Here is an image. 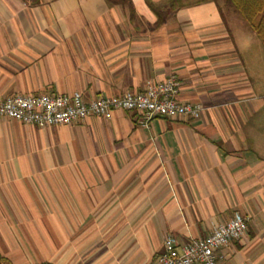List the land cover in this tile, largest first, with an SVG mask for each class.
<instances>
[{
    "label": "crops",
    "instance_id": "0c3cea01",
    "mask_svg": "<svg viewBox=\"0 0 264 264\" xmlns=\"http://www.w3.org/2000/svg\"><path fill=\"white\" fill-rule=\"evenodd\" d=\"M129 2L132 14L106 0H0L1 98L87 102L173 77L178 101L203 108L148 127L125 111L42 128L0 117V256L156 264L166 236L204 239L240 214L246 232L220 264H264L263 47L222 1L157 29L147 2L165 0Z\"/></svg>",
    "mask_w": 264,
    "mask_h": 264
},
{
    "label": "built area",
    "instance_id": "2783aa9c",
    "mask_svg": "<svg viewBox=\"0 0 264 264\" xmlns=\"http://www.w3.org/2000/svg\"><path fill=\"white\" fill-rule=\"evenodd\" d=\"M179 82L173 77L162 82H147L142 92L84 101L78 92L70 95H11L0 97V117L35 127H53L82 123L88 117L108 120L114 111L135 113L137 123L148 127L154 118L198 119L201 105L180 103ZM247 218L235 214L226 223L217 224L204 239L180 245L172 236L163 240V252L156 264H220L219 251L240 239L247 229Z\"/></svg>",
    "mask_w": 264,
    "mask_h": 264
},
{
    "label": "trees",
    "instance_id": "16d2710c",
    "mask_svg": "<svg viewBox=\"0 0 264 264\" xmlns=\"http://www.w3.org/2000/svg\"><path fill=\"white\" fill-rule=\"evenodd\" d=\"M30 5H36L40 0H21ZM109 4L127 6L130 14L132 7L129 0H106ZM222 1L226 7L238 15L256 37L264 49V0H165L164 5L157 6L147 2V6L155 17L153 28L157 29L165 23L167 17L182 8L192 7L207 2ZM0 264H11L9 260L0 256ZM50 264V263H40Z\"/></svg>",
    "mask_w": 264,
    "mask_h": 264
},
{
    "label": "rangeland",
    "instance_id": "374dc122",
    "mask_svg": "<svg viewBox=\"0 0 264 264\" xmlns=\"http://www.w3.org/2000/svg\"><path fill=\"white\" fill-rule=\"evenodd\" d=\"M227 11V10H226ZM224 12V11H223ZM224 19L226 20V22H227V24L229 25L230 24V22L231 23H233L234 21H232V19H230V21L228 20V16L225 14V12H224ZM232 16H233V20H235V21H237V25H235V26H237V27H239V25H245L244 24V22L241 20V18L238 16V15H236V14H232ZM236 23V22H235ZM231 25V24H230ZM234 26V25H233ZM246 27V26H245ZM253 39H254V41H256V43H258L260 46H261V44L259 43V41L256 39V37H254L253 36ZM262 47V46H261Z\"/></svg>",
    "mask_w": 264,
    "mask_h": 264
}]
</instances>
